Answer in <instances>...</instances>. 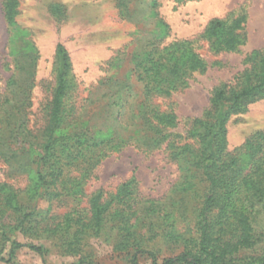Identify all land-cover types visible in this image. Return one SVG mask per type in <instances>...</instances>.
I'll use <instances>...</instances> for the list:
<instances>
[{
  "label": "rangeland",
  "instance_id": "rangeland-1",
  "mask_svg": "<svg viewBox=\"0 0 264 264\" xmlns=\"http://www.w3.org/2000/svg\"><path fill=\"white\" fill-rule=\"evenodd\" d=\"M2 2L0 92L8 94L6 109L29 96L31 124L43 126L56 87L58 43L72 62L61 131L69 136L68 148L82 150L87 159L67 169L62 195L39 198L37 214L49 216L50 223L76 211L88 219L95 197L111 205L102 228L83 235L81 252L66 251L64 242L72 235L62 231L65 225L57 233L13 227L9 237L44 246L46 261L25 246L14 261L0 264H81L83 255L98 264H125L126 244L134 243L156 252L159 261L180 252L184 239L196 235L204 182L179 148L189 141L191 121L209 106L215 87L241 83L253 52L264 48V0H19L12 23L4 17ZM215 17L229 25L243 19L237 49L210 44L206 28ZM177 41L188 42L206 66L188 73L169 95L154 98L177 120L164 131L161 144L151 147L144 141L140 111L146 90L137 66L147 50ZM109 78L113 95L107 93ZM260 130L264 98L231 116L229 151ZM3 182L23 194L35 184L0 159ZM258 228L264 234V214ZM248 256H264V235ZM139 264L152 261L143 256Z\"/></svg>",
  "mask_w": 264,
  "mask_h": 264
},
{
  "label": "trees",
  "instance_id": "trees-1",
  "mask_svg": "<svg viewBox=\"0 0 264 264\" xmlns=\"http://www.w3.org/2000/svg\"><path fill=\"white\" fill-rule=\"evenodd\" d=\"M2 4L6 21L12 23L19 0H3ZM242 21L234 20L229 25L223 18L211 19L206 28L210 44L219 49H237ZM188 44L177 41L160 50H147L137 66L146 90L140 112L148 146L158 147L166 138L164 131L177 120L173 111L160 110L154 98L169 95L182 85L188 73L206 66L205 60ZM168 49L173 51L168 53ZM55 52L56 87L48 102L43 126L36 128L31 124L29 96L6 109L5 102L10 101L8 94L0 92V159L16 172L27 173L35 182L25 194L6 182L0 183V260L5 263L14 261L18 250L25 246L44 260L47 254V248L42 245L9 237L8 231L13 227L57 233L65 225L67 228L62 231L72 235L64 242L66 251L79 253L83 235L102 228L110 213L111 201L101 202L97 196L91 202L88 219L76 211L66 213L62 221L50 223L49 216L37 214L39 198L62 195L68 186L67 169L75 166L76 161L87 159L82 150L74 152L72 147L68 148L69 136L61 131L72 62L62 43L57 44ZM250 59L253 64L244 72L241 83L215 87L209 106L191 121L189 141L179 148L178 154H186L183 157L201 174L204 182L202 194L198 195L201 202L196 235L184 239L180 252L161 261L153 250L137 243L126 244L125 264H139L143 256L149 257L152 264H264V256H248V251L254 249L264 235L258 228L264 214V130L248 136L233 151L228 149L231 116L246 111L250 103L264 98V48L254 51ZM114 87L109 78V95H113ZM71 228L73 232L68 231ZM79 263L98 264L84 255Z\"/></svg>",
  "mask_w": 264,
  "mask_h": 264
}]
</instances>
